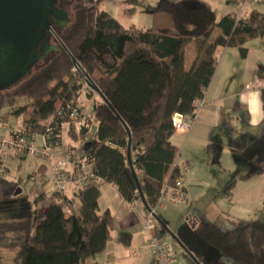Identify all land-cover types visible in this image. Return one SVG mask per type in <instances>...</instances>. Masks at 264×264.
<instances>
[{
    "label": "trees",
    "instance_id": "16d2710c",
    "mask_svg": "<svg viewBox=\"0 0 264 264\" xmlns=\"http://www.w3.org/2000/svg\"><path fill=\"white\" fill-rule=\"evenodd\" d=\"M100 3L75 0V18L56 37L64 48L59 46V51L40 61L29 76L1 91L0 111L10 98L17 99L21 103L10 115L20 118L21 127L36 134L44 135L49 127L47 144L54 146L63 124L68 123L70 110L77 107L78 95H96L88 123L79 128L81 135L91 124L97 125L83 155L85 162L103 184L115 186L124 201H140L126 158L130 139L132 168L141 175L137 179L151 208L162 188L172 186L179 175L177 149L170 142L175 133L172 115H191L193 101L203 98L215 71L216 48H235L245 58V43L259 39L264 51V10H253L239 19L233 12L216 18L203 6L171 8L160 4L151 9V26L141 29L124 27L100 9ZM214 29L221 35L207 43ZM194 39L200 41L196 62L186 72L184 48ZM85 78L98 88L113 111L87 86ZM69 133L75 137L71 127ZM210 148L208 145L206 152ZM262 165L264 150L258 154L254 169L227 181L225 192L238 180L262 174ZM99 196L100 186L86 184L77 194L80 205L76 212L67 214L64 205L69 202L58 199L43 213L34 212L30 221L6 225L27 231L21 242L20 264H80L81 258L103 253L111 236L112 216L108 211L99 213ZM201 237L235 264H264L262 222H250L233 231L208 226Z\"/></svg>",
    "mask_w": 264,
    "mask_h": 264
},
{
    "label": "crops",
    "instance_id": "0c3cea01",
    "mask_svg": "<svg viewBox=\"0 0 264 264\" xmlns=\"http://www.w3.org/2000/svg\"><path fill=\"white\" fill-rule=\"evenodd\" d=\"M162 1L155 5L165 4L171 8L182 6L178 4L172 7L169 2ZM220 1L222 4L221 8H218L219 10L215 6H204L216 18L234 11L233 0ZM216 10L217 12H215ZM253 10L263 11L264 0L251 2L244 14L247 15ZM220 35L221 31L214 29L207 43H213ZM199 43V40L194 39L184 48V70L186 72H189L196 62V50ZM244 47L247 49L245 58H242L235 48H216L214 53L215 71L204 92L203 105L198 111L191 129L188 133L175 132L170 138L171 144L177 149L175 165L186 163L190 167L185 181L189 198L188 205L180 207L165 204L156 211V216L166 227L165 232L159 234V238L169 250L171 264H196L190 256L181 250L184 248L189 251L194 249V236H191L194 232H190L184 220L191 223L192 230L198 223L200 226L203 222L206 223L205 227L216 228L208 223L206 217L200 215L202 207L199 205L200 198H198L197 189L194 187L199 186L202 180L199 178L200 168L195 166L194 158L201 154L214 156L217 162L212 166L216 170L220 169L225 174L233 176L239 173L241 168L246 167L247 163L251 161L250 159H254L252 161L254 169L258 154L264 150V51L259 39L246 42ZM95 100H97L96 95L87 97L84 92L79 94L76 99V106L88 119L92 115V106ZM0 112L5 116L8 126L22 128L20 118L16 119L8 113H4L3 110ZM93 124L89 126L85 134L79 135V129L73 130L75 137L69 133L68 125L63 124L58 143L50 146L52 160L58 161L71 157L73 160L80 161L89 149L94 136V134L91 136V130L94 128L96 131L97 125L95 124L96 127H93ZM5 132L6 129L0 123V135H5ZM62 135L67 136L66 141L62 140ZM35 143L37 145L43 143L41 135L37 134ZM208 145H211L212 149L210 148L206 152L205 149ZM7 163L8 170L0 181L8 178L9 174H14V179L20 183L22 188H19L17 193L24 190L26 194L31 195L35 204L43 200L54 204L58 199H66L72 212L78 210L80 203L77 194L82 185L70 183L60 197H55L49 165L46 162L37 158L17 157L10 154ZM206 164H203L202 167L208 170V167L204 166H208L209 163ZM26 167L31 168V171L22 178L19 173ZM262 167L264 169V165ZM91 168V165L81 161L77 169H73L71 165L67 167L74 175L91 172ZM14 170L18 175L12 173ZM260 175L263 179L254 176L248 180H238L229 192H225L224 189L220 190L221 193L227 194L224 202L231 205L236 204L239 208L248 206L250 194L247 192L259 182L264 184V172ZM136 176L138 179L141 178L140 174H136ZM239 184H246L245 188L248 191L240 195L237 190ZM99 186L98 209L99 213L108 211L112 216L111 236L103 253L93 258H81L80 264H157L152 249L146 243L142 222L147 210L141 201L128 203L121 198L115 186L103 183ZM38 197H40V201L36 200ZM259 199H264V192ZM169 233L174 235L177 241ZM201 261L204 263V259Z\"/></svg>",
    "mask_w": 264,
    "mask_h": 264
},
{
    "label": "rangeland",
    "instance_id": "374dc122",
    "mask_svg": "<svg viewBox=\"0 0 264 264\" xmlns=\"http://www.w3.org/2000/svg\"><path fill=\"white\" fill-rule=\"evenodd\" d=\"M100 1V9L114 17L124 27L135 26L136 28L148 29L151 26L152 20L150 14L151 7H155V4H159L162 0ZM68 2L67 11L70 24L75 18V0H68ZM162 2H169L172 7L180 4L187 8L210 5V7L215 6L217 10L221 8L220 5L222 4L220 0H163ZM217 10L215 12H217ZM20 103L21 102L17 99L10 98L3 112L10 115L11 109L19 107ZM93 127H96L95 124H93ZM94 132L93 128L91 130V136ZM62 140L66 141L67 136L62 135ZM191 152L194 153L193 151ZM250 160L251 161L247 163L246 167L240 169V174H246L249 170L253 169L252 161L254 159ZM194 162L195 166L197 165L200 168L199 178L202 180L199 186L194 187L197 189V195L198 198H200L199 205L202 207L200 215L206 217L209 224H212L216 228H222V230L233 231L235 228L250 222L264 223V199L258 200L260 195L264 192L263 183H257L249 192H247L248 189L245 188L246 184H239L237 190L240 192V195L245 192L250 194L248 206L239 208L236 204L231 205L224 202L227 194L221 193L220 190L224 189L225 183L232 175L229 176L222 170H216V168L212 166L216 165L217 159L214 156H205L201 154V156L194 158ZM206 163L209 164L204 167H208V170L202 167L203 164L207 165ZM30 171L31 168L26 167L24 171H20L19 176L24 178ZM12 173L17 174L15 170ZM261 176L262 175L256 177L259 178ZM14 178V174H9L8 178L0 181V264L21 263L23 249L21 242L24 235L27 233V231L22 229L6 228V225L15 222L30 221L34 216V212L41 214L50 205L46 200L35 204L31 195L26 194L24 190H22L21 193H17L21 185ZM260 179H263V177ZM184 223L188 226L190 232H194H191V236H194V249H190L191 251L185 248L181 250L192 257L194 263L202 264L203 262L201 259H204V263L222 261V264H235L201 237V232L204 230L206 223L203 222L200 226L198 223L197 226H194V230H192L191 223L186 220H184ZM156 232L158 237L159 234L165 232V229L157 222Z\"/></svg>",
    "mask_w": 264,
    "mask_h": 264
},
{
    "label": "built area",
    "instance_id": "2783aa9c",
    "mask_svg": "<svg viewBox=\"0 0 264 264\" xmlns=\"http://www.w3.org/2000/svg\"><path fill=\"white\" fill-rule=\"evenodd\" d=\"M256 0H233V13L239 19L244 15L246 8L251 2ZM87 81V78H85ZM203 105L202 99H195L192 103L193 112L191 115H182L174 113L171 118L172 126L175 132L188 133L191 129L198 111ZM0 123L6 129L5 135H0V179L6 175L8 170L7 158L10 154L17 157L37 158L49 165L51 181L53 184L54 194L61 195L70 183L79 185L91 184L101 185L102 180L92 172L74 175L67 167L71 165L77 169L79 162H85L84 156L80 161L66 157L58 161L52 160L50 146L47 144L48 135L51 133L49 127L46 128L45 134L41 135L43 143H35L36 133L30 129L12 128L5 123V116L0 112ZM88 123V118L82 114L78 107H73L68 114V127L77 130ZM40 135V134H38ZM86 163V162H85ZM178 178L172 186H164L160 192L156 204L149 208L142 222L143 231L146 236V243L152 249L157 264H171V255L167 246L160 240L156 232V222L154 215L159 207L165 204L175 206H187L189 198L185 188L186 174L190 167L186 163L177 165ZM67 214H71L69 205H64Z\"/></svg>",
    "mask_w": 264,
    "mask_h": 264
},
{
    "label": "water",
    "instance_id": "95a60500",
    "mask_svg": "<svg viewBox=\"0 0 264 264\" xmlns=\"http://www.w3.org/2000/svg\"><path fill=\"white\" fill-rule=\"evenodd\" d=\"M63 1L67 0H0V92L8 90L29 76L40 61H45L50 53H57L59 46L64 48L58 41L56 44L49 42L54 27L64 29L69 24L68 11L56 5ZM71 60L73 64L76 63L73 58ZM86 84L113 111L89 79ZM126 130L129 134L127 128ZM129 145L130 139L126 151L127 163L131 168L140 201L148 211L149 207L132 168ZM154 219L166 230L156 215ZM169 234L176 240L174 235Z\"/></svg>",
    "mask_w": 264,
    "mask_h": 264
},
{
    "label": "flooded vegetation",
    "instance_id": "af4514ba",
    "mask_svg": "<svg viewBox=\"0 0 264 264\" xmlns=\"http://www.w3.org/2000/svg\"><path fill=\"white\" fill-rule=\"evenodd\" d=\"M56 5H60L61 7H63L64 9L67 10V6L69 5V2L68 0L67 1H63L61 3H56ZM63 30V29H58L57 27H54L53 28V31H52V36L50 37L49 39V42L52 43V44H56L57 43V35L60 33V31Z\"/></svg>",
    "mask_w": 264,
    "mask_h": 264
}]
</instances>
